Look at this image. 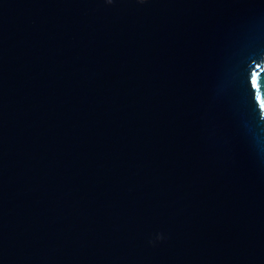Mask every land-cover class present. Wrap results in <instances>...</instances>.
<instances>
[{
    "label": "water",
    "instance_id": "obj_1",
    "mask_svg": "<svg viewBox=\"0 0 264 264\" xmlns=\"http://www.w3.org/2000/svg\"><path fill=\"white\" fill-rule=\"evenodd\" d=\"M262 69L264 0H0V264H264Z\"/></svg>",
    "mask_w": 264,
    "mask_h": 264
},
{
    "label": "snow or ice",
    "instance_id": "obj_2",
    "mask_svg": "<svg viewBox=\"0 0 264 264\" xmlns=\"http://www.w3.org/2000/svg\"><path fill=\"white\" fill-rule=\"evenodd\" d=\"M106 4L112 6L115 4L116 0H105ZM138 3L141 5L150 3V0H138ZM256 68L260 69V63H256ZM264 71V69H262ZM250 86L254 90V100L255 103L259 106L260 119L264 121V95L261 93V80L260 73L258 71L250 72Z\"/></svg>",
    "mask_w": 264,
    "mask_h": 264
},
{
    "label": "clouds",
    "instance_id": "obj_3",
    "mask_svg": "<svg viewBox=\"0 0 264 264\" xmlns=\"http://www.w3.org/2000/svg\"><path fill=\"white\" fill-rule=\"evenodd\" d=\"M156 239H157V240H163L164 237H163V235H158V236L156 237Z\"/></svg>",
    "mask_w": 264,
    "mask_h": 264
}]
</instances>
